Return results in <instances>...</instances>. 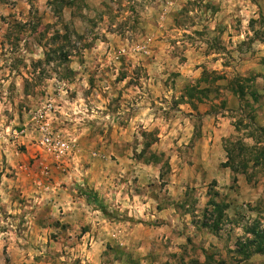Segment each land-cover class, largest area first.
Instances as JSON below:
<instances>
[{
    "label": "rangeland",
    "instance_id": "1",
    "mask_svg": "<svg viewBox=\"0 0 264 264\" xmlns=\"http://www.w3.org/2000/svg\"><path fill=\"white\" fill-rule=\"evenodd\" d=\"M258 251L264 0H0V264Z\"/></svg>",
    "mask_w": 264,
    "mask_h": 264
},
{
    "label": "trees",
    "instance_id": "2",
    "mask_svg": "<svg viewBox=\"0 0 264 264\" xmlns=\"http://www.w3.org/2000/svg\"><path fill=\"white\" fill-rule=\"evenodd\" d=\"M69 5V3H61L60 5H58V3L57 2H52L51 3V7H53V9L54 10H56L57 12H61V10H62V8H66L67 6ZM10 19V18H9ZM15 23V22H14ZM253 23V22H252ZM16 26L19 28V29H24V27H26V25L25 24H16ZM53 38L54 39H52L51 41L53 42V43H56V42H58L57 40L58 39H67L68 38V35H66V33H65V35H61V34H59V33H56L54 36H53ZM259 38V37H258ZM64 51H61V54L63 53ZM57 53V50H51V51H49L48 52V54H44L45 55V57L46 56H52V55H55ZM71 52H64V54H63V56L65 57V59H66V61L68 60V58L70 57V54ZM48 58V57H47ZM86 199L88 200V197H86ZM88 204H90L89 202H87ZM211 205H213L214 207H216L217 209H218V222L219 221H221L222 219H223V217H224V208H225V206H224V204L223 205H215L214 204V202L213 201H211ZM102 212H103V214L105 215V213H104V211L103 210H101ZM256 254H264V252L263 251H258Z\"/></svg>",
    "mask_w": 264,
    "mask_h": 264
},
{
    "label": "built area",
    "instance_id": "3",
    "mask_svg": "<svg viewBox=\"0 0 264 264\" xmlns=\"http://www.w3.org/2000/svg\"><path fill=\"white\" fill-rule=\"evenodd\" d=\"M43 144L49 152H54L59 156L67 150L66 143L60 140H52L47 137L43 139Z\"/></svg>",
    "mask_w": 264,
    "mask_h": 264
},
{
    "label": "crops",
    "instance_id": "4",
    "mask_svg": "<svg viewBox=\"0 0 264 264\" xmlns=\"http://www.w3.org/2000/svg\"><path fill=\"white\" fill-rule=\"evenodd\" d=\"M89 233H86V235H88Z\"/></svg>",
    "mask_w": 264,
    "mask_h": 264
}]
</instances>
